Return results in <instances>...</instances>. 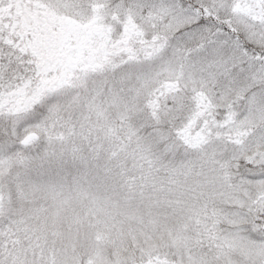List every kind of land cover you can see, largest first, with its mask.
Returning a JSON list of instances; mask_svg holds the SVG:
<instances>
[{
  "label": "snow or ice",
  "instance_id": "snow-or-ice-1",
  "mask_svg": "<svg viewBox=\"0 0 264 264\" xmlns=\"http://www.w3.org/2000/svg\"><path fill=\"white\" fill-rule=\"evenodd\" d=\"M0 264H264V0H0Z\"/></svg>",
  "mask_w": 264,
  "mask_h": 264
}]
</instances>
